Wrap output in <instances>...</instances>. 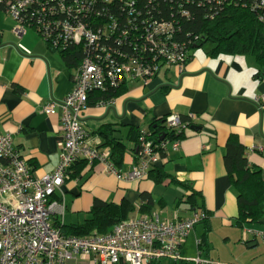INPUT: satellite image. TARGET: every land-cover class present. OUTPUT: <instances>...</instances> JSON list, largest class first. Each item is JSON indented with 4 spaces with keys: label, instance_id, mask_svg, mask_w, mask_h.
I'll return each mask as SVG.
<instances>
[{
    "label": "crops",
    "instance_id": "1",
    "mask_svg": "<svg viewBox=\"0 0 264 264\" xmlns=\"http://www.w3.org/2000/svg\"><path fill=\"white\" fill-rule=\"evenodd\" d=\"M14 26L11 18L0 13V135H10L19 157L33 176L40 178L56 169L63 134L59 108L57 117L48 116L43 109L49 102L64 100L76 69L67 68L60 54L48 49L35 31L28 30L18 39L12 32ZM172 69L145 84L128 82L127 91L112 104L87 107L80 122L86 142L93 146L102 143L96 134L101 126L117 127L113 136L126 151L121 159L111 162L109 156V161L127 173L137 163L138 149L127 138L129 127L144 133L155 119H190L193 115L196 119L191 122L201 130H187L175 149L174 142H169L163 161L156 166L199 194L196 207L181 202L189 193L180 186L165 181L157 184L151 178L120 181L108 174L103 164L94 162L86 164L83 178L64 180L55 191L52 199L63 204V214L57 219L64 226L81 224L94 199L134 206L128 219L159 213L164 219L184 220L200 214L204 219L187 237L182 258L195 257L212 264H264V242L246 239L243 227L237 226L236 192L223 162L228 137L234 135L245 148L248 165L264 178V106L257 103L264 94L263 71L259 73L250 56L211 59L204 50L195 51L183 71ZM100 151L109 153L105 148ZM141 194L152 200L142 214L138 208L147 202H141ZM245 227L264 231V219ZM202 237L207 244L204 255L197 250Z\"/></svg>",
    "mask_w": 264,
    "mask_h": 264
},
{
    "label": "built area",
    "instance_id": "2",
    "mask_svg": "<svg viewBox=\"0 0 264 264\" xmlns=\"http://www.w3.org/2000/svg\"><path fill=\"white\" fill-rule=\"evenodd\" d=\"M61 1L50 0V4H55L53 7L38 0H0V12L15 21L12 32L18 39L27 30H33L44 42L49 40L54 49L65 48L71 43L88 53L76 70L72 89L64 100L58 104L49 102L43 109L51 117L58 116L57 108L61 113L60 156L51 174L34 177L13 147L10 135H0V264H149L159 260L176 261L181 258V248L187 237L204 215L170 220L161 218L159 213L143 214L117 223L108 234L86 237H67L52 227L53 220L63 214V204L52 197L62 187L70 166L77 159L90 166L93 162L103 164L105 171L120 181L142 180L152 167L163 161L153 151L152 142H144L140 146L137 163L129 172L115 169L108 152L96 149L85 140L87 135L81 126L80 114L87 108L88 93L103 90L106 84L115 86L123 79L145 84L171 68L183 71L185 58L182 48L168 41L173 29L162 22L156 23L146 37L149 42L146 48L131 42L133 57L123 55L117 62L110 55L106 56L108 59L92 58L89 50L98 48L100 38L99 33H94L82 21L89 9L87 0H74L75 13L70 7L61 5ZM251 2L253 9L259 8L264 12V0ZM58 5L68 20H48L56 15ZM37 6L38 9L35 8ZM46 11L48 17L44 16ZM51 27L55 29L54 33L50 31ZM126 34L127 31H123L122 36L127 37ZM257 100L264 106V94ZM195 119L190 116L191 121ZM179 124L177 116H170L165 121L168 129L177 128ZM177 146L178 141H175L174 149ZM242 235L246 239L257 238L264 242V231L243 227ZM189 261L212 264L199 258Z\"/></svg>",
    "mask_w": 264,
    "mask_h": 264
},
{
    "label": "trees",
    "instance_id": "3",
    "mask_svg": "<svg viewBox=\"0 0 264 264\" xmlns=\"http://www.w3.org/2000/svg\"><path fill=\"white\" fill-rule=\"evenodd\" d=\"M38 2H42L43 5L55 6V4H50V0H38ZM87 2L89 9L82 21L87 28L90 26L94 33H99L100 38L98 48L95 51L89 50V55L92 58L98 56L101 59H108L106 56L110 55L111 59L117 62L123 55L133 57L134 48L130 45L131 42L146 48L149 44L146 37L151 33L156 23L162 22L169 24L173 29L168 41L175 42L184 51V66L193 58L195 51L202 50L204 45L209 43L211 48L205 51L209 58L250 56L255 60L259 73L263 71L264 74V17H262L264 12L259 8L253 9L251 0H87ZM61 5L65 8L70 7L71 11L75 13L74 0H62ZM58 7L57 9L60 10L61 6L58 5ZM59 10L54 17H49L48 20H68L62 12L63 10ZM44 16L48 17L47 11ZM12 21L15 24L13 19ZM52 30L51 27L50 31ZM123 31H127V37L122 36ZM45 44L48 49L57 51L65 66L71 70H77L81 61L86 58V55L88 56L86 49L71 43L67 44L65 48L60 46L59 50L54 49L49 40L45 41ZM130 81L123 79L115 86L106 84L103 90L89 92L87 107L112 104L115 99L127 91V83ZM167 118L155 119L149 130L144 133L133 127L128 128V140L138 147L135 153L136 159L139 156L140 146L144 142H152L153 151L163 159L166 145L169 142L181 140L184 138L185 132L193 131L192 127L195 126L190 119L179 117L178 127L168 129L165 126ZM115 132H117L115 125H103L96 132L102 139V143L96 145L95 148L99 150L105 148L109 151L111 162L112 159H121L126 151L122 142L114 138ZM161 135H164V138L159 141ZM223 162L231 185L236 192L237 226L242 228L248 223H261L264 219V178L258 170L248 165L245 148L234 135L228 137ZM85 169L86 162L77 159L70 166L65 180L78 179L80 176L83 178L82 173ZM147 178H151L157 184L165 181L187 190L189 195L183 197L181 202L186 203L190 208L196 207V199L199 194L180 179L170 176L157 166L149 170L145 179ZM140 199L141 202H147L138 208V212L142 214L149 210L152 200L147 194H141ZM134 208L126 202L117 205L113 202L94 199L87 217L81 224L64 226L58 219H54L52 227L67 237L105 235L110 233L117 223L127 220ZM205 248H207V244L205 238L202 237V240L198 241L197 250L201 255H204L207 252ZM149 264L194 263L181 257L176 261L159 260Z\"/></svg>",
    "mask_w": 264,
    "mask_h": 264
},
{
    "label": "rangeland",
    "instance_id": "4",
    "mask_svg": "<svg viewBox=\"0 0 264 264\" xmlns=\"http://www.w3.org/2000/svg\"><path fill=\"white\" fill-rule=\"evenodd\" d=\"M27 31H28V30H27ZM27 31H26V32H27ZM24 35H26V33H25ZM24 35H23V36H24ZM23 36H22V37H23ZM22 37H21V38H22ZM21 38H19V39H21ZM210 48H211V45L208 43V44L204 45V47L202 48V50H204V51H208ZM171 69H172V68H171ZM171 69H170V70H171ZM173 69H174V68H173ZM173 69H172V70H173ZM165 73H166V72H165ZM168 73H169V72H168ZM93 163H94V162H93ZM191 251H192V255L195 256V255H196V253H195V247H192V248H191ZM193 258H195V257H192V259H193Z\"/></svg>",
    "mask_w": 264,
    "mask_h": 264
},
{
    "label": "water",
    "instance_id": "5",
    "mask_svg": "<svg viewBox=\"0 0 264 264\" xmlns=\"http://www.w3.org/2000/svg\"><path fill=\"white\" fill-rule=\"evenodd\" d=\"M192 130L195 131V132H198V131L201 130V128L198 127V126H194V127H192ZM205 132H206V130H205ZM163 138H164V135H161L160 138H159V141L163 140Z\"/></svg>",
    "mask_w": 264,
    "mask_h": 264
}]
</instances>
